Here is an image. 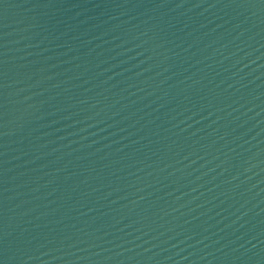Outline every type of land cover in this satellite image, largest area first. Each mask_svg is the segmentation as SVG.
Wrapping results in <instances>:
<instances>
[{
    "label": "water",
    "instance_id": "obj_1",
    "mask_svg": "<svg viewBox=\"0 0 264 264\" xmlns=\"http://www.w3.org/2000/svg\"><path fill=\"white\" fill-rule=\"evenodd\" d=\"M0 264H264V0H0Z\"/></svg>",
    "mask_w": 264,
    "mask_h": 264
}]
</instances>
